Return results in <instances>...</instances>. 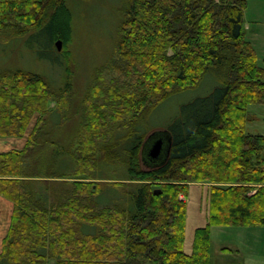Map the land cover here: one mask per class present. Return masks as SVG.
Returning a JSON list of instances; mask_svg holds the SVG:
<instances>
[{
    "label": "trees",
    "instance_id": "1",
    "mask_svg": "<svg viewBox=\"0 0 264 264\" xmlns=\"http://www.w3.org/2000/svg\"><path fill=\"white\" fill-rule=\"evenodd\" d=\"M67 4L0 0V31L44 28L54 48L71 32ZM248 6L119 0L114 48L79 106L69 68L59 87L40 72L0 68V136L24 138L0 150V195L12 202L0 264H247L213 261L212 227L264 228V134L247 132L249 105L264 103V58L244 28ZM205 82L215 85L168 125L166 160L144 168L150 115ZM106 165L126 167L140 184L95 181ZM194 183L205 188L207 222L187 252Z\"/></svg>",
    "mask_w": 264,
    "mask_h": 264
},
{
    "label": "rangeland",
    "instance_id": "2",
    "mask_svg": "<svg viewBox=\"0 0 264 264\" xmlns=\"http://www.w3.org/2000/svg\"><path fill=\"white\" fill-rule=\"evenodd\" d=\"M248 1L249 6L245 12L244 28L247 36L253 41L259 52L260 62L263 63L264 0ZM118 4L119 0H68L67 9L71 12L72 20L71 32L67 37L68 40L66 39L67 42H64L61 38L56 40V42L61 40L60 49L57 47L56 42L54 48L50 47L49 31L44 28L25 35L9 34L7 30L0 31V68L19 67L40 72L45 74L55 87L63 84L67 68H69L72 74V83L76 91V106H79L86 93L87 85L91 80L94 68L101 66L108 59L110 52L114 48L119 21V13L116 11ZM55 46L58 49H55ZM207 77L208 81H216L212 74H209ZM214 85L212 84L208 87L205 82L199 87L191 88L170 97L150 115L148 122L142 127V130L146 131V136L155 130L168 129V125L180 116L182 108L187 102L196 96L207 94ZM51 104L52 107L57 108L55 102ZM248 108L251 119L247 125V132L251 134H264V103H252ZM35 119L34 117L31 127ZM72 126L73 121H70L68 127L72 128ZM60 132L64 140H70L72 136L70 130H60ZM165 137L168 140L167 135ZM23 145L24 138L20 140L16 139V137L0 136V150H9L14 147L21 148ZM141 159L144 168L151 166L152 162L148 158L147 150L143 151V148L141 150ZM105 174V179H97L95 181H103L106 184L108 182L121 181L126 183L125 188L128 190L134 189L140 184L137 180L127 179L129 175L126 167L106 165ZM83 176L84 178L82 175H72L68 178L94 180L86 175ZM204 191V187L202 188L200 184L194 183L189 198H186L189 200L186 227L187 252H191L192 250L196 228L207 222V206ZM106 198L110 197L106 195ZM0 215V236L2 235V239L6 233L3 232L5 229L4 219L6 218L4 205H2ZM236 228L238 227H212L213 261L218 263L227 259V263H235L238 262V257H241L240 254H242L246 257L242 263L263 264L264 255L256 254V251L258 248L264 251V246L261 248L257 243L255 244L254 241L256 239L251 238V236L245 233H235L233 230ZM227 246L236 252L240 246L242 252L240 254H229L223 249V247ZM234 255L235 257H233Z\"/></svg>",
    "mask_w": 264,
    "mask_h": 264
},
{
    "label": "water",
    "instance_id": "3",
    "mask_svg": "<svg viewBox=\"0 0 264 264\" xmlns=\"http://www.w3.org/2000/svg\"><path fill=\"white\" fill-rule=\"evenodd\" d=\"M57 47L61 48V40L56 42ZM167 135L168 140H166ZM172 146V135L169 130H155L148 136L143 146V151L147 150L148 158L151 160V165L162 164L168 157ZM145 160H147L145 158Z\"/></svg>",
    "mask_w": 264,
    "mask_h": 264
},
{
    "label": "crops",
    "instance_id": "4",
    "mask_svg": "<svg viewBox=\"0 0 264 264\" xmlns=\"http://www.w3.org/2000/svg\"><path fill=\"white\" fill-rule=\"evenodd\" d=\"M0 204L4 205V208H5V211H6V218L4 219V228L5 229L3 228L4 229L3 232L5 233L6 232V229H8L9 224H10V218H11V214H12V202L9 201L8 199H6L5 197H3V196L0 195ZM2 205L0 206V212H1V209H2ZM0 217H1V215H0ZM233 228H235V227H233ZM243 230H245V232H243ZM233 231H235V233H240V232L241 233H245V234L251 236V238H255L256 239L254 241L255 244L257 243L258 246H260L261 248H262V246H264V228H236ZM1 236H0V242L2 240L1 239ZM223 249H224L225 252H227L229 254H232V255L234 253L235 254L236 253L240 254L242 252V249H241L240 246L237 249V252L234 251L233 249H231V247H228V246L227 247H223ZM256 254H262V255H264V251H261L258 248V250L256 251ZM240 256L241 257H238V262L239 263H242V262H244V258H246V257L243 256L242 254H240ZM233 257H235V255ZM220 260H221V258H220ZM218 263H227V259L225 261L223 260L222 262H218Z\"/></svg>",
    "mask_w": 264,
    "mask_h": 264
}]
</instances>
